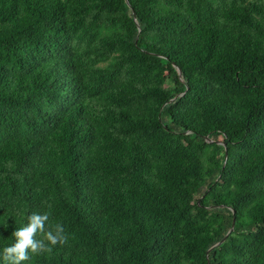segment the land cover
Wrapping results in <instances>:
<instances>
[{"label": "trees", "instance_id": "obj_1", "mask_svg": "<svg viewBox=\"0 0 264 264\" xmlns=\"http://www.w3.org/2000/svg\"><path fill=\"white\" fill-rule=\"evenodd\" d=\"M33 212L23 264H264V0H0V253Z\"/></svg>", "mask_w": 264, "mask_h": 264}, {"label": "clouds", "instance_id": "obj_2", "mask_svg": "<svg viewBox=\"0 0 264 264\" xmlns=\"http://www.w3.org/2000/svg\"><path fill=\"white\" fill-rule=\"evenodd\" d=\"M27 224L13 232L15 242L3 249L0 259L4 264H23L29 261L30 255L51 252L57 245H65L68 242V234L64 227L57 223L54 227L48 228V213L33 212L27 217ZM42 234V239L37 235Z\"/></svg>", "mask_w": 264, "mask_h": 264}, {"label": "water", "instance_id": "obj_3", "mask_svg": "<svg viewBox=\"0 0 264 264\" xmlns=\"http://www.w3.org/2000/svg\"><path fill=\"white\" fill-rule=\"evenodd\" d=\"M134 18H135V14H134ZM177 71H178V73H179V77L181 78V71H180V69L179 68H177ZM218 142V141H217ZM225 158H226V151H225ZM234 213V212H233ZM233 226H234V217L232 218V223H231V225H230V228L228 229V231L226 232V234L218 241V242H216L212 247H214L215 245H218V244H220L221 242H223L224 241V239L227 237V235L232 231V229H233ZM211 247V248H212Z\"/></svg>", "mask_w": 264, "mask_h": 264}]
</instances>
